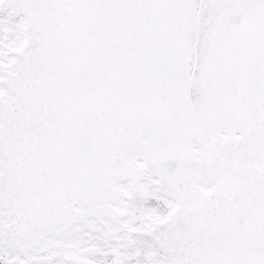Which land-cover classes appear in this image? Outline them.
Here are the masks:
<instances>
[{"label":"snow or ice","instance_id":"obj_1","mask_svg":"<svg viewBox=\"0 0 264 264\" xmlns=\"http://www.w3.org/2000/svg\"><path fill=\"white\" fill-rule=\"evenodd\" d=\"M0 264H264V0H0Z\"/></svg>","mask_w":264,"mask_h":264}]
</instances>
